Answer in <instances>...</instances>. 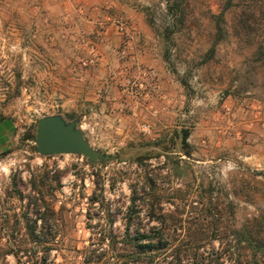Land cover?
<instances>
[{"label":"rangeland","instance_id":"rangeland-1","mask_svg":"<svg viewBox=\"0 0 264 264\" xmlns=\"http://www.w3.org/2000/svg\"><path fill=\"white\" fill-rule=\"evenodd\" d=\"M49 115L112 158L39 153ZM250 224L264 240V0H0V264H143L138 230L167 242L152 264H240Z\"/></svg>","mask_w":264,"mask_h":264},{"label":"trees","instance_id":"trees-1","mask_svg":"<svg viewBox=\"0 0 264 264\" xmlns=\"http://www.w3.org/2000/svg\"><path fill=\"white\" fill-rule=\"evenodd\" d=\"M255 10L251 7H247L246 10H243L240 14L239 23L241 27L250 28V24H255L256 15ZM31 137L35 136L31 135ZM137 197L136 192H133L131 196V205H130V213L128 215V221L126 225V230L129 229V223L132 219V213L137 212ZM260 226L254 224L253 226L247 225L242 230H233V239L235 243L241 244L244 243L241 247L247 249L251 253L250 259H245L240 261V264H258L259 261L256 260L257 256H264V240L262 230L259 228ZM32 238H35L34 228L27 227ZM156 236L146 233L145 231L140 232L139 230L130 240V244L132 245L134 251H131L133 259L135 261H141L143 264H152L154 260V253L160 252L167 247V242L163 239L161 231L156 232Z\"/></svg>","mask_w":264,"mask_h":264},{"label":"water","instance_id":"water-1","mask_svg":"<svg viewBox=\"0 0 264 264\" xmlns=\"http://www.w3.org/2000/svg\"><path fill=\"white\" fill-rule=\"evenodd\" d=\"M76 123V120L66 122L60 115L41 117L37 122L36 150L45 155L77 153L90 160L111 159L109 154L91 147Z\"/></svg>","mask_w":264,"mask_h":264},{"label":"built area","instance_id":"built-area-1","mask_svg":"<svg viewBox=\"0 0 264 264\" xmlns=\"http://www.w3.org/2000/svg\"><path fill=\"white\" fill-rule=\"evenodd\" d=\"M92 62H93V60L90 61V63H92ZM84 65H87V61H84Z\"/></svg>","mask_w":264,"mask_h":264}]
</instances>
